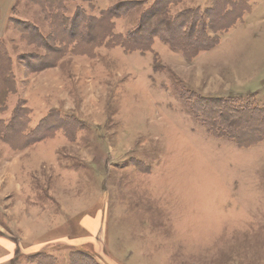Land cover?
Returning <instances> with one entry per match:
<instances>
[{"label":"rangeland","instance_id":"1","mask_svg":"<svg viewBox=\"0 0 264 264\" xmlns=\"http://www.w3.org/2000/svg\"><path fill=\"white\" fill-rule=\"evenodd\" d=\"M161 1L170 18L219 2L66 0L57 26L35 0H0L14 80L0 108V264H264V141L215 137L192 107L196 95L264 107V82L225 59L238 36L191 63L172 51L162 23L143 21ZM143 23L149 51L108 40ZM22 128L48 136L14 149Z\"/></svg>","mask_w":264,"mask_h":264},{"label":"trees","instance_id":"2","mask_svg":"<svg viewBox=\"0 0 264 264\" xmlns=\"http://www.w3.org/2000/svg\"><path fill=\"white\" fill-rule=\"evenodd\" d=\"M35 1L42 8L51 11L49 15L54 19L57 26L65 24L66 18L61 12L65 8L64 3L66 0ZM220 2L221 0H219L217 7L214 9H208L203 12L191 10L190 15L185 13L170 18L164 7L165 1H161L157 5L158 9L154 7L143 16V21L149 24L154 21L161 22L163 25L162 40L169 45L172 51L182 53L185 60L191 63L199 53L215 48L220 41L221 35L229 31L248 10L245 0H228L223 8L225 11L221 10L224 3L221 5ZM228 7L230 8L229 10H227ZM144 25L143 23L135 28L127 36V39L117 36L116 39L112 28H110L108 40L114 45L122 47L127 52L139 51L143 53L149 51L150 46L142 44L141 37L146 31L145 28H147ZM176 28H178L179 32L178 34H173L172 30ZM150 34L153 36L159 35L158 32H151ZM148 38L150 36H147ZM0 57L2 56L0 55ZM45 64L46 62L42 64V68H47L48 64ZM13 82L11 75L5 74L3 64L0 62V84L5 83L4 86H0V108L5 104L9 94H12ZM6 87L8 89H5ZM237 102L233 97L212 98L196 95L192 107L194 116H197L208 132L215 137H226L236 142L240 148H248L264 141V107H259L252 103L244 105V103L239 104ZM16 109L18 110L16 111ZM16 109L15 112H17L18 117L24 122L27 110L18 107ZM59 127L61 126L59 125ZM19 133L21 136L19 140L13 138V143L15 141L20 142L14 149H20L23 145L36 143L48 136L47 131L43 129L36 131V134L31 131L26 134L22 128L16 135ZM81 259H84V256Z\"/></svg>","mask_w":264,"mask_h":264},{"label":"crops","instance_id":"3","mask_svg":"<svg viewBox=\"0 0 264 264\" xmlns=\"http://www.w3.org/2000/svg\"><path fill=\"white\" fill-rule=\"evenodd\" d=\"M245 2L248 10L229 31L221 35L223 39L231 34L238 36L227 50L230 57L225 59L230 60L233 73L239 77L247 75L251 79H262L264 82V0ZM85 226L91 232L97 229L92 221H87Z\"/></svg>","mask_w":264,"mask_h":264}]
</instances>
